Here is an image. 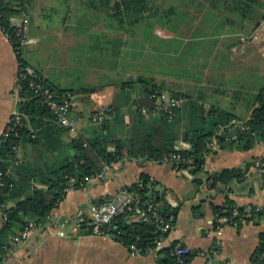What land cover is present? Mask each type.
<instances>
[{"label": "crops", "instance_id": "obj_1", "mask_svg": "<svg viewBox=\"0 0 264 264\" xmlns=\"http://www.w3.org/2000/svg\"><path fill=\"white\" fill-rule=\"evenodd\" d=\"M75 1L29 0L28 42L22 51L23 59L59 89L97 90L72 95L70 119L74 131L60 133L56 129L42 135L43 123L27 119V128L37 134L38 140L34 145L20 146V162L45 170L46 163L57 155L71 153L69 147L65 148L71 139L89 136L95 126L91 120L95 112L113 104L121 106V116L111 122L110 134L121 140L131 138V119L141 99V87L136 83L121 90L120 81L149 79L163 96H182L184 105L170 127L174 135L199 128L200 120L191 115L190 103L205 112L228 113L240 120L250 117L264 89V0H156L161 8L157 18L150 25L141 23L127 27L128 30L120 29L112 18V10L92 9L87 3L90 0ZM72 11L85 24L90 14L110 19L96 24L100 26L98 39L94 40L102 45L101 62L88 61L86 50L76 46L84 43L87 26L71 27ZM168 15L179 18L175 26ZM21 18L22 13L11 23L17 26ZM17 73L16 54L0 29V137L17 112ZM139 109L150 111L145 106ZM150 118L151 115L144 116L146 120ZM189 148L187 143H176V149ZM210 149L203 172L196 176L202 180L201 185L168 161L123 158L105 166L85 186L68 192L24 242L13 243L1 264H157V254L131 257L114 238L87 234L86 228L78 230L89 205L100 204L122 188L137 183L141 174L148 175L153 180L151 189L162 192L169 206L177 209L165 248L175 243L189 249L191 257L187 264H251L258 235L264 233V221L242 222L240 227H227L217 235L213 233L211 207L222 206L226 199L238 207H263L264 166L257 169L253 165L243 184L233 181L227 186L208 188L206 180L208 174L225 169L243 168L256 161L264 163V142L249 151L222 149L215 142ZM200 252L206 257L198 255Z\"/></svg>", "mask_w": 264, "mask_h": 264}, {"label": "trees", "instance_id": "obj_2", "mask_svg": "<svg viewBox=\"0 0 264 264\" xmlns=\"http://www.w3.org/2000/svg\"><path fill=\"white\" fill-rule=\"evenodd\" d=\"M25 3L29 4V0H0V29L11 37L18 64L23 67L27 66V63L23 59V49H19L16 43V27L11 20L23 12ZM87 3L95 10H112V18L117 21L120 29L141 23L150 25L151 20H155L161 10L156 0H90ZM236 7L238 9V6ZM33 75L34 78L27 76L20 82L21 91L18 94L17 103L20 122L13 131L17 136L16 138L12 136L0 143V173L2 174L0 177L2 184L0 186V264L11 245L15 243L13 239L23 230L26 223L32 221L36 226H41L52 210L64 200L71 178L78 183H85L100 173L105 166L118 163L123 158L164 163L168 161L167 158L170 155H179L180 161L171 162L172 167L181 173H189L193 177V182L201 185L202 180L196 179V176L203 172L205 156L212 151L209 147L210 143L215 142L222 149L234 148L249 151L264 142V89L257 97L256 106L247 120H240L228 113L213 110L205 112L200 106L190 103L191 115L197 116L200 126L197 129L190 128L181 135H174L170 127L182 109L171 122L167 121L162 113L153 115L148 111L147 114H142L139 108L145 106L151 111L156 98L162 93L161 89L151 80L138 78L136 81H120L121 90L127 86H134L136 83L141 87L139 92L141 99L131 119L134 126V135L131 138L121 140L110 134L111 122L121 116L119 112L121 106L113 104L112 107L105 109V112L111 115L110 119L103 120L101 123L92 122L95 126L91 128L89 136L73 138L68 146L65 145V148L69 147L71 150L69 155L65 153L57 155L51 163H46L45 170L33 169L30 164L20 162L18 155L12 152L13 146H17L19 150L22 144L34 145L38 140L37 134L27 128L26 120L37 119L40 123L42 122L45 127L40 129L42 135L44 131L54 130L56 132L58 129L61 130L60 133H67L69 129L57 124L55 117L43 104L41 97L30 88L31 79L49 87L58 96L68 93L71 96L75 93L91 94L97 90L95 87H83L76 91L59 89L44 80L36 70H33ZM172 98H181L184 105L185 99L182 96L175 94ZM97 113L95 112L93 116ZM148 115H151V118L144 119V116ZM232 120L243 124L244 129L234 128L230 124ZM37 124L40 125L38 122ZM219 131L221 134L218 133ZM232 134L236 135L237 142H224V138ZM180 141L187 143L190 148L188 150L176 149V143ZM253 165L254 162H251L243 168L225 169L219 173L208 174L206 180L208 188H214L218 184L227 186L233 181L243 184ZM152 183L153 180L148 175L141 174L137 183L126 188L137 195L142 202H156L158 215L162 218L169 216L176 218L177 209L169 206L162 192L151 189ZM76 189H79L78 185L74 187V190ZM211 208L214 220L228 217L233 209H237L239 216L233 218L237 222V228L242 222L264 221V206L238 207L233 201L226 199L222 206L212 205ZM247 211L251 213L249 218L245 217ZM118 226L119 241H122L124 246L132 243L143 249L155 246L157 235L153 224L142 222L127 224L121 217ZM84 228L83 223L79 224V230H84ZM85 233L90 234V231ZM175 246L176 244L172 243L169 247L157 251V264L173 263L172 250ZM263 254L264 233H260L258 245L251 257V264H263L261 261ZM189 257L191 254L184 257V264L189 262Z\"/></svg>", "mask_w": 264, "mask_h": 264}, {"label": "built area", "instance_id": "obj_3", "mask_svg": "<svg viewBox=\"0 0 264 264\" xmlns=\"http://www.w3.org/2000/svg\"><path fill=\"white\" fill-rule=\"evenodd\" d=\"M28 4L25 3L24 10L22 12L21 23L16 27L15 30V39L16 43L19 46V49H23L28 40H27V15L26 9ZM6 38L9 40L11 44V37L4 33ZM12 46V44H11ZM15 52V51H14ZM16 54V53H15ZM32 77L33 69L27 66H21L18 64V73L15 78L14 91L18 96L21 91L20 82L22 79H26V77ZM30 88L33 92L40 96L43 104L48 108V110L55 117L58 125L68 128L69 131H74L75 126L72 120L70 119V113L73 108L72 96L68 94H62L58 96L54 93L49 87L43 86L41 82L31 79L29 82ZM183 101L181 98H170L160 95L155 100V105L152 110L142 109V114H147L148 111L153 115H157L158 113H162L167 121H173L178 112L182 109ZM111 115L107 114L105 110H100L96 115L92 117V120L95 123H101L103 120L110 119ZM20 116L16 112V114L10 118L6 128L1 134L0 143L2 141L9 139L14 136L16 138L17 134H14V127L19 124ZM234 128L244 129V125L241 123L232 120L230 123ZM221 134V131L218 132ZM233 141L237 142L236 135L232 134L230 137H225L224 142ZM214 143V142H212ZM210 143V148L212 146ZM12 152L14 155L18 153V147L13 146ZM168 162H178L180 161L179 155H170L167 158ZM264 166L263 161H256L254 163V167L257 169H262ZM188 174V173H187ZM2 174L0 173V177ZM88 182V181H87ZM87 182L78 183L75 179L71 178L69 180L68 188L66 189V193L73 191L74 187L78 185L79 188L86 185ZM0 186H2L0 182ZM158 204L154 201H145L142 202L134 193L130 192L127 188H122L119 192L114 194L111 197H108L104 202L100 204H91L87 210L86 217L84 219V227L88 229L91 234L96 236H109L114 238L120 244L123 245L120 239V231H119V218L123 217L127 224L132 222H142L147 224H153L156 239L155 246L152 248L143 249L138 247L136 244L132 243L128 246H125L129 256H146L149 254H156L157 251L164 248V242L167 239L168 234L173 228L174 225V216H169L167 218H162L158 215L157 212ZM172 208V207H171ZM239 216L237 209H233L230 216L220 217L217 220H213V233L220 235L222 230L227 227L237 228V222L233 220V218ZM251 213L247 211L245 217L249 218ZM1 217V214H0ZM215 225V226H214ZM37 228L34 222L28 221L23 230L13 239L15 243L24 242L32 231ZM79 230V229H78ZM78 230L75 234L78 233ZM124 246V245H123ZM190 255L189 249L180 248L175 246L172 250V256L174 257V261L171 264H184V257ZM198 255L206 257V254L203 252L198 253ZM262 263L264 264V254L261 258Z\"/></svg>", "mask_w": 264, "mask_h": 264}, {"label": "rangeland", "instance_id": "obj_4", "mask_svg": "<svg viewBox=\"0 0 264 264\" xmlns=\"http://www.w3.org/2000/svg\"><path fill=\"white\" fill-rule=\"evenodd\" d=\"M157 1H159V0H157ZM72 6H73V3L70 2V7H72ZM90 15H91V17L87 18L88 24H85L83 19L80 20L78 18V13L75 11L70 16L69 23H70L71 27L87 26V29H86L87 34L85 35L86 37H85L84 43L83 44H76V46H82V48H84L86 50L87 60L90 62H95L97 64L98 62L102 61V59L100 57V51H99L102 45L99 43V41L96 42L94 40V37L96 39H98V37H97L98 29L97 28H99V26H100V24H98L97 26H96V24L100 21H110V19H105V18L100 19L99 15L97 13L90 14ZM168 16L170 17L172 25L175 24V21L178 22L177 19H179V18L177 16H174V15H171V16L168 15ZM92 26H95V28L91 29L90 27H92ZM125 28L128 30L127 27H125ZM81 36L84 37V35H81Z\"/></svg>", "mask_w": 264, "mask_h": 264}]
</instances>
